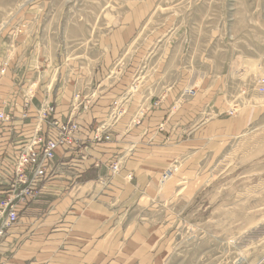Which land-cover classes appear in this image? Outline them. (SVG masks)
I'll return each instance as SVG.
<instances>
[{"label":"crops","instance_id":"obj_1","mask_svg":"<svg viewBox=\"0 0 264 264\" xmlns=\"http://www.w3.org/2000/svg\"><path fill=\"white\" fill-rule=\"evenodd\" d=\"M151 2H136L95 48L70 58L45 11H21L0 32V112L10 117L0 123V199L8 189L1 174L11 177L49 105L51 118L80 125L83 140L58 149L37 197L19 207L0 238V264H166L181 179L216 162L264 113L259 103L230 116L237 105L219 54L190 43L184 26L145 32ZM76 96L82 107L74 109ZM115 103L123 114L112 122ZM101 125H111V141L91 143ZM170 168L180 171L163 183Z\"/></svg>","mask_w":264,"mask_h":264},{"label":"rangeland","instance_id":"obj_2","mask_svg":"<svg viewBox=\"0 0 264 264\" xmlns=\"http://www.w3.org/2000/svg\"><path fill=\"white\" fill-rule=\"evenodd\" d=\"M147 1L0 0V32L21 11H45L61 28L70 58L95 48L131 6ZM151 1L156 11L145 32L184 26L190 43L212 45L219 54L229 99L238 106L234 114L264 103V0ZM257 115L216 162L181 179L173 212L179 223L166 264H264V113Z\"/></svg>","mask_w":264,"mask_h":264},{"label":"built area","instance_id":"obj_3","mask_svg":"<svg viewBox=\"0 0 264 264\" xmlns=\"http://www.w3.org/2000/svg\"><path fill=\"white\" fill-rule=\"evenodd\" d=\"M259 93L264 94V78L259 82ZM188 96H194L195 91L189 90ZM34 93L27 94L25 100V110L23 119H27L30 114L31 99ZM115 109L112 116V122L121 118L123 111L121 106L115 103ZM82 107L79 96H76L74 109ZM87 109V104L83 105ZM55 109L49 105L44 112H40V122L37 133L32 140L21 148L15 168L11 172V177L6 178L7 191L0 199V238H2L7 230L16 225L19 221V207L28 203L37 197L38 191L36 186L44 182L52 174L53 162L57 157V151L65 148L67 151L77 150L83 140L80 138V125L73 120L61 122L55 118H51ZM229 115L233 116L234 111L229 110ZM10 117L0 112V123L7 122ZM43 122L48 123L47 131L42 126ZM111 125H101L95 129L91 143L101 144L111 141ZM114 172L120 170L119 163L111 166ZM175 169H167L162 176V182L168 181L174 174Z\"/></svg>","mask_w":264,"mask_h":264}]
</instances>
